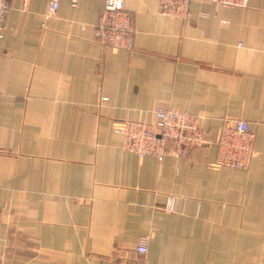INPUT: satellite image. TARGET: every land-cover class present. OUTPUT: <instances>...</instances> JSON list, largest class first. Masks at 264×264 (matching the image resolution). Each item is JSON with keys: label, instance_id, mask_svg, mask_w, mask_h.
<instances>
[{"label": "crops", "instance_id": "crops-1", "mask_svg": "<svg viewBox=\"0 0 264 264\" xmlns=\"http://www.w3.org/2000/svg\"><path fill=\"white\" fill-rule=\"evenodd\" d=\"M48 2L11 0L0 41V264H136L141 239L147 264H264V0L183 19L123 0L134 47L119 51L94 37L105 0ZM158 107L197 118L206 144L123 151L118 123ZM236 121L249 167H214Z\"/></svg>", "mask_w": 264, "mask_h": 264}, {"label": "built area", "instance_id": "built-area-1", "mask_svg": "<svg viewBox=\"0 0 264 264\" xmlns=\"http://www.w3.org/2000/svg\"><path fill=\"white\" fill-rule=\"evenodd\" d=\"M11 0H0V41L4 37V22L10 10ZM61 0H49L47 14L52 16ZM80 0H70L76 7ZM193 2L214 4L224 8H244L248 0H159L161 15L183 19ZM132 20L124 9L123 0H105L96 24L94 37L99 45L113 51L132 50L134 47ZM152 122L124 120L118 123L116 132L121 139V149L139 159L152 157L161 162L166 154L174 158H187L190 152L206 144L207 139L197 118L186 112H176L158 107ZM254 135L248 123L236 121L233 126L221 129L215 137L216 156L214 167L245 170L253 158ZM168 150L169 153H168ZM176 198L167 200L166 209L176 210ZM138 261L147 264L146 240L141 239L135 247Z\"/></svg>", "mask_w": 264, "mask_h": 264}]
</instances>
